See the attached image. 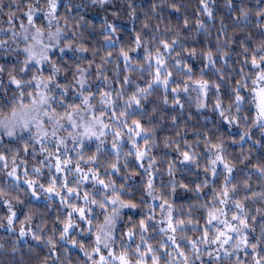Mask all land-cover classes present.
<instances>
[{
	"label": "snow or ice",
	"instance_id": "snow-or-ice-1",
	"mask_svg": "<svg viewBox=\"0 0 264 264\" xmlns=\"http://www.w3.org/2000/svg\"><path fill=\"white\" fill-rule=\"evenodd\" d=\"M109 2L110 0H91L92 4H99L102 7ZM231 3L232 0H228L229 6ZM12 4L19 5L16 11L22 12V15L16 16L12 13L10 16L8 28L10 35L7 38H4V30L0 29V59H4V63H0V147L6 144L17 145V151L14 153L17 158L20 157V145L25 156L38 154L41 157L37 161L38 166L32 168L36 178L28 179L29 172L25 166L22 169L23 183L31 190L32 197L40 199L39 193H44L43 198L46 200L58 197L61 205L70 209L64 214L63 219L58 218L62 227L53 229V235L59 232V240L50 237L42 241L50 246V253L57 249L60 242H63L78 248L91 264H197V261L199 264H214L224 258H229L230 264L232 259L236 264H247L246 261L241 260L240 252L251 255L253 264H264V251L260 249V244L264 241V222L259 225L261 239L253 242L249 239V234L255 231L253 224L256 216L250 217L245 204L237 199L238 187L232 175L234 167L227 159L223 142L217 144L206 142L208 163L203 171L210 175L213 181L211 189L213 195L210 204L205 203L201 206L206 211L201 218L204 221L203 225L200 220L192 217L191 208L194 205L190 206L188 218H181L174 215L173 204L162 199L155 207L167 215L162 216L159 222H154L150 205V212L140 219L138 224L128 217L131 226L126 232L120 229L118 235V221L122 219V210L128 209L134 212L139 205L133 202L130 196L125 198L130 192V185L120 184L118 187L117 181L107 179L121 171L118 166L121 155L133 157L138 166L143 168L142 174L134 172L133 175L140 174L147 177L144 181L147 196L153 201L160 199L155 195L153 176L155 160L149 156L152 150L150 146L152 133L142 123V101L147 100L154 91L163 89L165 104L168 103L167 94L171 92L172 106L183 108L180 103V93H187L191 89L197 92V101L203 107V101L208 99V93L215 89V109L222 117L226 112L230 114L233 107L225 109L220 100L221 85L203 77L204 68H216L220 59L226 63L228 53L218 50L214 55L211 49L197 52L196 48H186L179 40L173 39L171 43L161 41L162 47H158L153 55L138 34L133 41L135 47L127 50L121 48L119 56L126 70L147 72L152 76V80L147 83V87L136 85L131 95L124 99L123 87L120 91H115L114 96V90L108 83V78L104 77L102 66H97L96 75L104 78V84L94 91L89 79L93 74V61H89L87 68L77 64L72 70L71 65L63 60L67 52L75 55L88 52L89 49L83 45L74 46L68 38L67 20L59 13L61 0H12ZM200 4L202 12L210 19L213 18L207 0H200ZM11 7L10 4V10ZM173 8L179 11L175 5ZM3 10L0 6V13H3ZM248 16L249 11L241 8L237 19L247 20ZM256 16L257 27L264 26V0L262 7L257 9ZM62 19L65 20L63 27ZM14 20H19V30L13 23ZM105 25V41L114 45L116 42L112 36L118 29L107 20ZM184 25L188 27L187 20L184 21ZM197 28L207 32L203 22H199ZM227 43L228 41L225 40V44ZM56 51L60 53V63L50 55ZM131 52H142V59L147 63L141 66L137 61L136 67H133L134 58L130 55ZM181 52L187 53L190 59L199 56L203 61L200 79L193 80L191 75L193 68L185 59H175L181 56ZM172 53H175V57ZM243 53V62L238 70L241 79L232 89L234 110L239 113L241 106L249 101L255 109L253 124L264 129V36L261 37L258 46L252 49L245 46ZM5 54L12 59H7ZM167 59H175V64L171 67L181 69L182 75L186 77L183 83L172 78L173 74L168 70L170 66ZM110 62L109 59L104 60V63ZM216 72L223 78L224 73L221 69L216 68ZM61 73H64L63 83L60 80ZM5 78L7 85L4 84ZM123 84L131 85L132 81L125 77ZM244 90L249 91L250 98L242 94ZM97 94H99L98 101ZM118 100H123V104L119 107ZM227 122L233 123L231 115L227 117ZM109 135L112 139V151L106 152L107 145L103 138ZM125 136L131 141V150L128 152H123ZM246 136L248 133L240 137L241 142ZM141 141L144 145L143 150L140 146ZM93 142H98L95 144V154L85 158V151L89 150V145ZM69 143L72 145L71 148ZM37 145L39 148L36 147ZM102 145L104 148L101 147ZM190 147L192 146L185 144L184 149L179 147L176 149L182 157L180 163L199 168L197 152L189 151ZM71 153H75V159ZM101 155H114L116 162L105 165L100 160ZM8 159L5 153L0 152V161L4 162L3 167H7ZM242 159L249 160L250 157L245 156ZM81 161L88 167L85 168ZM22 165H26L25 160L21 159L18 163L17 159H13L11 170L6 172V176L15 183L10 189L0 186V207L7 208L6 219L9 230H13L10 226L17 222V211L14 210L12 200L6 198L20 187L21 178L18 169H21ZM44 167H47L49 174L47 186L39 182ZM124 167H128L127 162ZM253 167L258 177L264 181V165L257 163ZM101 168L104 169L103 172L100 171ZM174 173L173 165L169 167L168 174L171 177ZM69 177L72 178L71 181ZM217 178L223 179V185L218 190L214 183ZM248 179L243 183L244 200H259L264 203V190L253 191ZM89 183L93 188L91 192L84 189V185ZM208 186V178L197 184L194 189H189L188 185L177 183L175 180L169 182L172 193H175L179 187L197 193V199L200 198L201 190ZM261 188L264 189V185H261ZM13 198L17 203H23L18 196ZM81 200L83 204H78L77 202ZM96 208L101 211L97 213ZM256 212L261 214V221H264V212L259 208ZM99 217H103L102 221L98 219ZM94 218H96L95 223ZM30 219L25 216L23 223L26 224ZM2 226L0 224V227ZM77 228L81 229V235L94 237L87 247L85 242L75 238ZM157 231L161 235L158 246H154L151 240L155 238ZM189 231H199V239H190L187 235ZM20 235H27L24 228L21 229ZM137 235L140 243L135 242ZM32 239L41 241V237L36 233H33ZM204 256L208 257L207 261L204 260Z\"/></svg>",
	"mask_w": 264,
	"mask_h": 264
},
{
	"label": "trees",
	"instance_id": "trees-1",
	"mask_svg": "<svg viewBox=\"0 0 264 264\" xmlns=\"http://www.w3.org/2000/svg\"><path fill=\"white\" fill-rule=\"evenodd\" d=\"M117 2L115 3V8L112 6H107L106 8L99 6L100 8L96 11L87 12L81 7V3H84L83 0H61L59 13L67 20L66 32L68 38L74 46L83 45L89 49L88 52L76 53L75 55L72 52H67L63 60L67 61L68 65H71L72 70L75 69L77 64L87 68L89 61H93V74L89 79L94 91L98 86L104 84V78L96 75L97 66H102L104 77L108 78V83L111 84V88L114 90V96L115 91H120L123 87L125 92L124 99H127L135 90L136 85L147 87V83L152 80V76L148 75L147 72L141 73L140 71L126 70L125 64L119 56L121 48L127 50L130 47H135L133 41L138 34L143 38L145 47L149 48L153 55H155L158 47H162L161 41L171 43L173 39L179 40L186 48H196L197 52L207 49H211L214 55L217 54L218 50L219 52H227V62L225 63L223 59H220L216 64V68L221 69L224 73L223 78L216 72V68H204L203 77L212 83L221 85L220 100L225 109L230 106L233 107V111L230 114L226 112L225 116L222 117L215 109V89L208 93V99L204 101L205 106L202 111H197L190 104L184 92L180 93V103L183 108L172 106L173 94L171 92L167 94L168 103L165 104L163 102L165 93L163 89H160L159 91H154L147 100L142 101V123L152 133V140L150 141L152 150L149 156L155 160L153 176L155 177L154 183L160 202L162 199H166L173 204L174 215L181 218H188L190 206L194 205L191 208L192 217L200 220L201 225H203L204 221L201 218L206 214V211L201 206L205 203L210 204L213 195L211 190L213 181L210 175L203 171L204 166L208 163L206 159L208 156V145L206 142L210 141L211 144L223 142L227 159L234 167L232 175L234 183L238 187L237 199L245 204L250 217L252 215L256 216V221L253 224L255 231L249 234V239L253 242L261 239L259 225L264 221H261V214L257 213L256 209L259 208L264 212V203L252 199L245 201L243 183L250 177L248 183L252 186L253 191L264 190L261 188V185H264V181L258 177L253 167L257 163L264 165V132L263 129L256 128L253 124L255 109L249 101H246L241 106L239 113L235 112L232 89L235 83L241 79L238 75V70L244 58L243 48L247 46L252 49L258 46L261 37L264 36V26L257 27L256 16L257 9L262 7V0H232L230 6L228 0H207L213 12V18L211 19L206 13L202 12L200 0H118ZM10 4L12 5L11 10L9 9ZM118 5H123L127 9V13H124L123 9V13L119 12ZM173 5L179 11H176ZM0 6L4 9L3 13H0V29L4 30V38H7L10 35L8 32L10 16L12 13H15L16 16H21L22 12L16 11L19 5L12 4V0H2ZM241 8L249 11L247 20L237 19L240 16ZM109 10H113L110 13L112 16L108 14ZM104 15L107 19L103 18ZM114 18L118 22L115 26L118 30L112 36L116 42L113 45L105 41V20L108 23V20L115 22ZM185 20L188 21V27L184 25ZM120 22L122 24H119ZM199 22L204 23L207 32L197 28ZM13 23L18 27L19 20H14ZM64 24L65 20L62 19L61 26L63 27ZM17 30L19 29L17 28ZM225 40L228 41L227 44H225ZM177 50L179 51L178 47ZM109 53H111L110 57ZM50 55L57 63L61 62V56L58 51ZM130 55L134 58L133 67H136L137 61L141 66L147 63L142 59V52H131ZM5 56L7 57V54ZM172 56L175 57V53H172ZM181 58L185 59L188 65L193 68L191 74L193 80L200 79L203 66V61L200 57L197 56L195 59H190L185 52H181V56L175 57V59ZM7 59L11 60L12 57H7ZM105 59H109L111 62L104 63ZM175 59H167V63L170 66L168 70L172 72L174 80L183 83L186 77L182 75L181 69L171 67V65L175 64ZM0 63H4V59H0ZM63 76L64 73H61V83H63ZM125 77L132 81L131 85L123 84ZM4 84L7 85V78H5ZM242 94L250 98L248 90H244ZM96 100H99V94H97ZM122 104L123 100H118V107ZM229 115L232 116L233 123L227 122ZM173 117H175V122H173ZM105 119L107 120V117ZM244 133H248V136L241 142L240 137ZM96 143L98 142H93L89 145V150L85 151V158L95 154ZM111 144L112 142L106 144V152L112 151ZM185 144L192 146L188 149L189 151L195 150L197 152L199 168L180 163L182 157L176 149L178 147L184 149ZM140 146L141 150H143L142 141ZM36 147L39 148V145ZM69 147H72L71 143H69ZM101 147L104 148V145ZM19 148L20 157L17 158L14 155L17 151V145L6 144L0 147V152L5 153L9 158L7 167H3L4 162L0 161V186L5 189H10L11 185L15 183V181L6 176V172L11 170L12 160L17 159L18 163L21 159L26 161V165H22L21 169H18L21 178L19 189L6 198L12 200L15 206L14 210L17 211V222L10 226L13 230H9L7 225V208L0 207V224L3 225L0 227V264H91V261L87 259L84 253L71 244L60 242L57 245V249L50 253V246L42 242L50 237L59 240V232L57 231L53 235V229L62 227L58 222V218L63 219L64 214L70 209H66L61 205L58 197L39 201L31 196V190L27 189V185L23 183L22 169L26 166L29 172L28 179H35L32 168L38 166L37 161L41 157L38 154L36 156H25L22 151V145ZM129 150H131V146L124 144L123 152H128ZM71 155L75 159V153H71ZM245 156L250 157V159H242ZM100 160L107 165L115 163L116 157L114 155H101ZM125 162H127L128 167H124ZM81 164L85 168L88 167V165H84L83 161H81ZM173 165L175 166V173L170 177L168 169ZM118 166L121 171L107 177V179L117 181L118 187L120 184L130 185V192L126 194L125 198L127 199L130 196L133 202L139 205L134 212L128 209L122 210V219L118 221V235L120 229L126 232L127 228L131 226L128 217H131L132 221L138 224L139 220L150 212V205L152 206L151 214L154 216V222H159L161 217L167 214L156 208L152 203V198L147 196L144 183L147 177L140 175L143 173V168L138 166L133 157H125L124 155L120 156ZM188 169H191V171ZM100 171L103 172L104 169L101 168ZM134 172L140 174L133 175ZM124 177H127V179H124ZM48 178V169L44 167L39 182L47 186ZM206 178L209 179V186L201 190L199 199H197V193L193 191H186L178 187L176 192L172 193L169 187L170 180H175L177 183L188 185L189 189H194L197 184L202 183ZM71 179L69 177V181ZM214 183L215 188L218 190L223 185V179L217 178ZM84 189L89 192L93 190L90 183L85 184ZM16 196L23 203H17L16 199L13 198ZM141 197H143V200H141ZM77 203L83 204V201L81 200ZM95 211L98 213L101 209L96 208ZM25 216L31 218L26 224L23 223ZM98 219L102 221L103 217ZM84 227L85 229L87 228L86 225ZM22 228L27 232L26 236L20 235ZM80 232V228L75 229V238L85 242L87 247L92 243L94 237L81 235ZM33 233L38 234L41 237V241L33 240ZM160 235L157 231L155 238L151 240L154 246H158ZM187 235L190 239L198 240L200 232L189 231ZM125 242H127L126 237ZM135 242L140 243L138 235ZM260 249L264 251V241L261 242ZM117 250H119V246H117ZM89 252H91L90 248ZM239 256L247 264H253L251 255H245L244 252H240ZM204 260L207 261L208 257L204 256ZM197 264H199V261H197ZM214 264H230L229 258H224L221 261L214 262ZM231 264H236V261L232 259Z\"/></svg>",
	"mask_w": 264,
	"mask_h": 264
},
{
	"label": "rangeland",
	"instance_id": "rangeland-1",
	"mask_svg": "<svg viewBox=\"0 0 264 264\" xmlns=\"http://www.w3.org/2000/svg\"><path fill=\"white\" fill-rule=\"evenodd\" d=\"M118 0H110V2L108 3V4H106V5H104L102 8H106L107 6H112L113 8H115V6H116V2H117ZM83 2L84 3H81V7L85 10V11H87V12H90L91 10H93V11H96L98 8H100L99 6V4H96V5H94V4H92L91 3V0H83ZM117 4H119V2H117ZM118 7H119V12H121V13H127V9L123 6V5H118ZM117 8V7H116ZM122 9H123V12H122ZM111 11H113V10H109V12H108V14L110 15V13H111ZM95 14V13H94ZM110 16H112V15H110ZM103 18L104 19H107V17L104 15L103 16ZM120 18V17H119ZM115 19V22H112V21H110V20H108L109 21V23H112V24H114L115 26L118 24V22L116 21V18H114ZM119 24H122L121 22L119 23ZM18 28V27H17ZM186 96H187V99L189 100V102H190V104L197 110V111H202L203 109H204V106H205V104H204V106L203 107H201L200 106V103L197 101V92H195V91H192L191 89L189 90V92H187L186 93ZM203 103H204V101H203ZM256 128H259V127H257L256 126ZM263 132H264V129H263ZM103 139H105V141H106V144H109V143H111L112 142V139H111V136L109 135L108 137H105V138H103ZM124 141H125V144H128V145H130L131 146V141H128L127 140V137L125 136L124 137ZM71 148V147H70ZM43 194L44 193H39V195L41 196V198L40 199H36V198H34L35 200H39V201H41V200H46V199H44L43 198ZM155 195L157 196V197H159L158 196V194H157V192H155ZM153 204H154V206H156V205H159L161 202H160V199H157V200H155V201H153L152 202ZM156 208H158V207H156Z\"/></svg>",
	"mask_w": 264,
	"mask_h": 264
}]
</instances>
